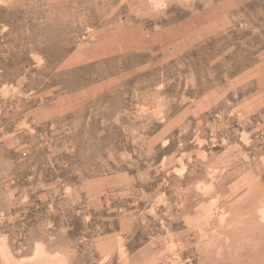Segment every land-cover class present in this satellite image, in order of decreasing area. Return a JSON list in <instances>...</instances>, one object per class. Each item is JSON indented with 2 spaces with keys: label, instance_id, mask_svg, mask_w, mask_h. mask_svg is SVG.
Segmentation results:
<instances>
[{
  "label": "rangeland",
  "instance_id": "374dc122",
  "mask_svg": "<svg viewBox=\"0 0 264 264\" xmlns=\"http://www.w3.org/2000/svg\"><path fill=\"white\" fill-rule=\"evenodd\" d=\"M0 264H264V0H0Z\"/></svg>",
  "mask_w": 264,
  "mask_h": 264
}]
</instances>
